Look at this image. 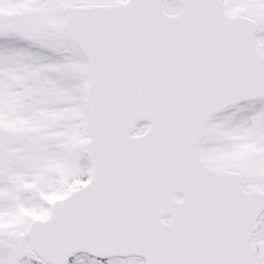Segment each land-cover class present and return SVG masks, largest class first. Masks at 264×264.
Masks as SVG:
<instances>
[{
	"label": "snow or ice",
	"instance_id": "obj_1",
	"mask_svg": "<svg viewBox=\"0 0 264 264\" xmlns=\"http://www.w3.org/2000/svg\"><path fill=\"white\" fill-rule=\"evenodd\" d=\"M0 264H264V0H0Z\"/></svg>",
	"mask_w": 264,
	"mask_h": 264
}]
</instances>
